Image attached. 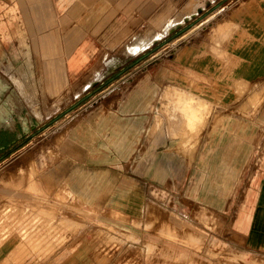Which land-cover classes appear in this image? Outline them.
<instances>
[{
	"label": "rangeland",
	"instance_id": "obj_1",
	"mask_svg": "<svg viewBox=\"0 0 264 264\" xmlns=\"http://www.w3.org/2000/svg\"><path fill=\"white\" fill-rule=\"evenodd\" d=\"M22 1L52 24L26 21ZM100 1L0 0V264H51L70 241L91 251L87 264H264V153L256 144L244 157L245 141L264 135V79L244 71L246 39L264 37V0H215L205 30L206 15L187 30L121 18L92 32ZM225 46L233 69L213 71ZM61 170L94 183L64 190L66 206L42 181ZM80 195L90 203L68 206ZM25 240L34 253L18 261Z\"/></svg>",
	"mask_w": 264,
	"mask_h": 264
},
{
	"label": "crops",
	"instance_id": "obj_2",
	"mask_svg": "<svg viewBox=\"0 0 264 264\" xmlns=\"http://www.w3.org/2000/svg\"><path fill=\"white\" fill-rule=\"evenodd\" d=\"M28 1V0H26ZM191 1V2H190ZM196 0H181L177 8H173V0H101L100 1V19L99 26H93L90 28V31H96L100 29L103 32L107 25L110 23H114L115 21H119L121 18L123 22L126 24H133L132 22H149L154 25V29L157 31L163 30L165 27H170V31H176L181 28V30H187L188 26L191 25L192 21L200 20V16L206 15L207 17L203 19L201 22H198L200 26V30H205L208 25V21H212L211 24L215 25L218 21L217 19L220 16V8L215 6V0H203L201 2H195ZM200 1V0H199ZM98 2H92V9L96 8ZM164 3V4H162ZM23 5V14L26 21L31 22V18L36 19L37 26L41 30H45L48 25L52 24V20L47 17L46 8L38 7V6H28L24 1H22ZM77 4L75 3L69 5V14L72 15L73 9H76ZM171 7V8H170ZM90 9V8H89ZM88 6L85 7V15H86V24L88 23L89 15H94V11L90 13ZM218 15V17H217ZM232 18V17H231ZM207 19V20H206ZM233 20V19H232ZM231 19L227 22V25H230ZM31 24V23H30ZM167 25V26H166ZM160 26V28H159ZM229 27V26H228ZM184 28V29H183ZM87 29V28H86ZM133 29V28H131ZM249 35V32L246 30V36ZM93 35V33H92ZM91 35V36H92ZM248 37V36H247ZM92 38V37H91ZM41 43L43 44L44 51L46 53H50L53 48V43H55V35L50 33H44L40 37ZM228 42V40H226ZM212 45V44H211ZM245 53H244V62L246 68L244 69L246 73L245 78L249 80H262L264 79V37L260 39H250L247 38L245 41ZM214 49V45H212ZM250 48V49H249ZM217 49V48H215ZM92 54V46L90 42H85L83 44L82 51L73 56L70 60V66L72 73L76 74L80 68L85 64V62L89 59V56ZM199 59L204 60V58L200 57ZM233 58L230 52V47L225 46V49L222 51V57L217 58L215 51L213 52L212 63H218V67L214 66L213 71H216L217 68L219 71L232 70L233 69ZM204 63V62H203ZM48 80L50 84H53L54 74L51 65H48ZM202 68V67H201ZM224 76L225 74H220V76ZM55 85V84H53ZM200 132H196L197 134ZM246 139V137H245ZM256 139V138H255ZM252 140V138L245 141V155L246 159L251 158L253 156L254 148L256 144L260 147L262 153H264V135L260 137V139ZM195 142L198 141V136L195 138ZM254 141V142H253ZM255 143V144H254ZM258 148V147H257ZM199 151V150H198ZM197 151V153H199ZM200 158L203 157L204 151L201 152ZM186 157L183 154H180V158ZM81 178V177H80ZM86 180L79 179L77 176H71L68 173L63 172V170L58 173L56 172H44L43 173V183L46 187V191L50 196H53L54 202L60 201V206H66L63 204L61 200L62 192L64 190H68L70 192H74L75 196H77L78 192L76 191H86L88 187H93L94 183L87 184ZM100 183H95L96 189H102L99 186ZM95 189V188H94ZM46 192V194H47ZM75 198L74 201L70 199L68 206L74 205L79 201V203H84L83 201L90 203L87 197ZM99 202H101V197H97ZM95 201V200H94ZM103 202V205H110V202ZM110 201V200H109ZM123 201V199H122ZM75 202V203H74ZM122 203H111L112 206H120ZM214 210L217 207L213 208ZM75 218H70V225L74 224ZM73 228V227H72ZM257 233V232H256ZM247 236V235H245ZM193 237V236H192ZM248 237V236H247ZM6 245L5 243L2 247ZM1 249V248H0ZM79 251V252H78ZM134 253L135 250H133ZM78 254V255H77ZM91 254V251L87 250V246L78 247L76 242H68L62 249H60L56 254L53 260L49 263L51 264H87L89 263V259L87 258ZM7 258H4V262ZM135 259L133 258V261ZM3 261V260H2ZM124 259L117 258L116 264H123ZM21 264H29L27 261ZM46 264V263H43ZM134 264H139L134 261Z\"/></svg>",
	"mask_w": 264,
	"mask_h": 264
},
{
	"label": "bare ground",
	"instance_id": "obj_3",
	"mask_svg": "<svg viewBox=\"0 0 264 264\" xmlns=\"http://www.w3.org/2000/svg\"><path fill=\"white\" fill-rule=\"evenodd\" d=\"M24 194V193H23ZM13 199V198H12ZM24 211V210H23ZM25 213V212H24ZM23 213V216H25L26 214H24ZM1 215V214H0ZM5 221V220H4ZM25 221V220H24ZM23 222V221H22ZM17 228V227H16ZM31 234H28L27 235V237L26 238H29V236H30ZM23 243H24V241H23ZM28 242H26V240H25V244L24 245H21L20 244V246L18 247V249H17V251H16V253H15V255L18 257V261H20L21 259L20 258H26V257H28V255L30 256V255H32L34 252H33V250L32 251H29V248H31L32 246H33V244H30V242L27 244ZM31 246V247H30ZM14 255V256H15ZM19 255V256H18ZM13 256V257H14ZM16 257V258H17Z\"/></svg>",
	"mask_w": 264,
	"mask_h": 264
}]
</instances>
